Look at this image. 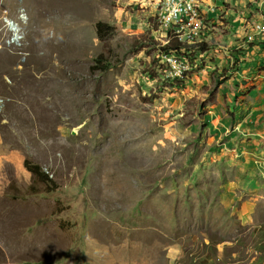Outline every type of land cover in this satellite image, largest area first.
<instances>
[{
  "label": "rangeland",
  "instance_id": "1",
  "mask_svg": "<svg viewBox=\"0 0 264 264\" xmlns=\"http://www.w3.org/2000/svg\"><path fill=\"white\" fill-rule=\"evenodd\" d=\"M145 3L0 0V264H190L189 253L234 264L231 251L244 261L264 247V225L203 220L211 209L220 223L221 179L234 173L212 158L206 130L213 95H227L216 63L226 45H192L198 70L167 79V32L146 27ZM26 160L53 185L35 182Z\"/></svg>",
  "mask_w": 264,
  "mask_h": 264
},
{
  "label": "crops",
  "instance_id": "2",
  "mask_svg": "<svg viewBox=\"0 0 264 264\" xmlns=\"http://www.w3.org/2000/svg\"><path fill=\"white\" fill-rule=\"evenodd\" d=\"M144 1L149 8V20H152L146 27H156V30L151 29L152 34L162 38L163 31L156 21V4L160 0ZM198 1L204 18L209 25H213L211 36H204L203 46L212 49L211 42L220 37L221 43L227 48L217 44L220 51L216 63L227 69L228 80L224 88V94L227 95L221 93V87V95H213L212 102L206 107L208 144L216 145L211 150L212 158L216 157L226 169L234 171L223 175L221 179L223 185L218 197L217 214L221 216L220 223H215L216 214L211 209H207L203 220L208 221L210 227H219L226 221L222 226L233 227L237 223L254 231L264 225L257 218V205L264 199V34H255L252 29L264 20V0ZM222 25H225L223 30ZM243 79L253 84L252 93L232 95L235 91H231L230 87H235ZM221 212L224 214L221 215ZM238 241L221 240L216 244V255L223 258L225 250L236 246ZM198 255L189 253L187 259H195L189 261L190 264H213L206 255H202L203 259L197 263ZM230 256L234 258V264L244 261L245 264H264V247L260 251L249 248L244 261L236 259L240 258L239 251H231ZM218 261L220 259L217 258Z\"/></svg>",
  "mask_w": 264,
  "mask_h": 264
},
{
  "label": "built area",
  "instance_id": "3",
  "mask_svg": "<svg viewBox=\"0 0 264 264\" xmlns=\"http://www.w3.org/2000/svg\"><path fill=\"white\" fill-rule=\"evenodd\" d=\"M158 27L167 32L158 61L164 69V75L172 81H182L198 70L199 65L191 60L187 53L180 50L165 49L176 43L187 46L204 43V15L198 0H160L156 4ZM255 34H264V20L255 24Z\"/></svg>",
  "mask_w": 264,
  "mask_h": 264
},
{
  "label": "trees",
  "instance_id": "4",
  "mask_svg": "<svg viewBox=\"0 0 264 264\" xmlns=\"http://www.w3.org/2000/svg\"><path fill=\"white\" fill-rule=\"evenodd\" d=\"M97 33H98V38L99 39H103L102 35L103 34H107V31L105 28H107L106 25L102 24V23H97ZM108 30L110 31H113V29H111L110 27L108 28ZM108 31V33L110 32ZM203 44L201 45H198V46H202ZM193 47L191 46H187V45H182V44H176V43H172L168 46L165 47V49H174V50H182L184 52H188L189 49H191ZM108 67H104L103 70H107ZM25 168L31 173V175L33 176L35 182H38V183H42V184H52L53 185V182L52 180L48 177V174H46L45 172H43L41 170V168L38 166V165H33L31 164L30 162H28L27 160L25 161V164H24Z\"/></svg>",
  "mask_w": 264,
  "mask_h": 264
}]
</instances>
